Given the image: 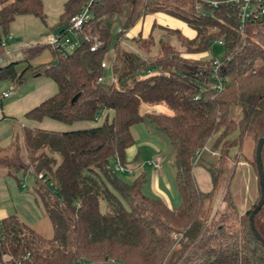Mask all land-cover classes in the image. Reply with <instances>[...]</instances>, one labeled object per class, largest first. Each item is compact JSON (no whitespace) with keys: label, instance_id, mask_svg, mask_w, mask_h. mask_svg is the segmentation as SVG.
<instances>
[{"label":"trees","instance_id":"16d2710c","mask_svg":"<svg viewBox=\"0 0 264 264\" xmlns=\"http://www.w3.org/2000/svg\"><path fill=\"white\" fill-rule=\"evenodd\" d=\"M89 1L67 0L57 25L60 34ZM206 1L221 5L212 8ZM225 2L92 0L78 48L64 55L48 44L23 46L21 59L8 61L15 52L7 49L15 19L31 16L46 24L47 16L43 0H0V82L18 85L42 75L57 86V93L24 120L89 125L66 132L24 126L14 139L11 157L0 158L7 177L17 179L18 173L33 171L35 193L53 229L47 239L16 215L0 220V264H264V205L254 218L263 241L250 223L261 198L260 183L258 199L240 213L229 192L234 167L223 198L225 209L210 213L225 166L231 160L237 164L250 135L255 143L251 165L258 175L256 147L264 138V18L247 22L242 32L238 7ZM157 13L178 18L196 32L190 39L173 31L184 52L163 39L157 45L152 36L128 39L140 21ZM218 39L224 49L220 60L213 52ZM124 41L133 42L137 51L123 47ZM156 45L159 53L150 57ZM47 49L54 61L33 66ZM111 51L115 82L100 84L107 73L102 64ZM216 60L226 84L221 93L213 90ZM143 105H163L173 115H142ZM236 110L239 120L233 117ZM144 123L165 135L175 150L181 200L176 209L145 194V172L131 184L118 175L117 168L128 169L133 163L128 159L136 145L133 128ZM212 139L219 152L216 165L199 158ZM262 163L264 167V146ZM196 166L210 173L212 192L198 188ZM4 256L10 260L4 262Z\"/></svg>","mask_w":264,"mask_h":264},{"label":"rangeland","instance_id":"374dc122","mask_svg":"<svg viewBox=\"0 0 264 264\" xmlns=\"http://www.w3.org/2000/svg\"><path fill=\"white\" fill-rule=\"evenodd\" d=\"M43 2H44L45 14L47 16L46 24H44L38 18L26 16V17L16 18L14 23L11 25L9 35L10 37H12V40L10 41L8 40L7 49L9 50V48L12 47L15 52L8 59V61L11 60L17 61L21 59V53L19 51L21 47L36 45V44H46L47 34L49 33L54 35L60 34V29L57 28V25L60 22V18L64 12V7L67 0H43ZM173 18L181 21L178 18L175 17ZM118 30H119V26L116 25L114 28V32L116 33ZM155 34L157 41H159L160 39L166 41L170 40L171 42L173 41V44L176 47H178L179 50H181L182 52L185 51V49H183L180 46V44L177 42V38L175 36L174 37L172 36L170 38L169 35H167L166 31H156ZM131 43H132L131 47L133 49H130L131 47H129V45H125V47L129 50L137 51L135 47L136 45L133 42ZM152 51H153L152 53H154L153 55H155L156 52L158 53L159 51L158 46H156V49L153 48ZM213 52L219 60L222 59L224 56V49L221 46L214 45ZM112 54L113 51H111L110 55ZM208 57H212V55L210 54ZM53 61H54L53 54L49 49H47L46 51H44L41 57H39L34 62H32V65L45 66L52 63ZM24 68H25L24 64L19 65L17 67V72L20 73ZM39 79L40 78L33 79V77H29L28 79L25 80L23 85L20 86L12 85L9 81H2L0 82V96L3 93L2 91L6 92L10 90L11 89L10 86H13L15 90H18L19 88L24 90L32 85L37 84L38 82L41 83L42 80L47 78L42 77V79L40 80ZM107 83H110V80L107 81ZM240 116L241 113L239 110L234 111L233 117L235 120H239ZM148 125L152 126L151 124ZM140 126H141L140 127L141 132L143 134L142 139L143 137L147 138L148 134L144 131L146 125L142 124ZM12 127L14 129V132L19 131V125L15 120H7L5 123L0 125V135L2 133L5 135L6 132L12 131ZM160 136H162V138H164L166 142H168L167 145L164 146V144H162V142L159 141L160 142L159 146L160 145L164 146L163 148L164 150L163 157L165 160L164 165L165 167H168L173 162L175 151L168 138L162 134ZM234 136H237V133ZM19 145L21 146V141H19ZM254 148H255V143L253 142L252 135H250L246 138L243 154H242L243 156L241 157L240 155L241 164L239 166V169L236 171L235 176H233L234 178L232 179V183H231L232 185L229 190V192L234 198L235 204L240 213H244L248 211L247 210L249 209L248 207H251L250 201L253 198V196L251 195L254 192V182L252 181L254 172L250 168L242 167L241 165L244 160V157L246 156L248 157L250 155L249 152L251 150L254 152ZM139 149L141 150L142 155L139 156V159L136 162V164L133 165L134 164L133 163L131 166V171L133 172V174H123L118 172V175L129 184L133 183L135 178L138 177V175L141 173V171H138L140 169V165L141 167H143V165H147L146 160L148 158L147 152L149 151V148L147 146H143ZM21 151L24 156L25 153L22 146H21ZM236 153L237 150L236 151L234 150L232 156H235ZM11 155L8 156V158L11 157ZM199 168L200 167H196L194 172L198 188L200 189V191H210L213 187V183H210L211 184L210 188H205L203 186V182L200 181V177L201 178L202 176L205 177V175L198 176V172L200 170ZM232 168L233 167L231 162H228V164L225 166V174L221 179L219 189L215 194L213 200V204L212 206H210V213L212 214H215L218 211H223L225 209V203L223 198L227 193V186L229 184L228 180L230 178ZM206 177L210 178V173L209 174L206 173ZM5 183H7L8 187H6ZM35 183H36V177L33 171L26 173H18L17 179L7 177L4 180H0V208L7 210L9 215H16L22 222L33 227L37 232L42 234L47 239H50L53 236L52 225L42 205L40 204V200L38 196L35 193ZM173 190L177 192L175 181H173ZM145 194L152 197L150 193L149 185L145 189ZM124 204L125 206H127L125 202ZM104 209H105V205H104Z\"/></svg>","mask_w":264,"mask_h":264},{"label":"crops","instance_id":"0c3cea01","mask_svg":"<svg viewBox=\"0 0 264 264\" xmlns=\"http://www.w3.org/2000/svg\"><path fill=\"white\" fill-rule=\"evenodd\" d=\"M22 17H26V16H22ZM174 30L181 31L186 37L190 39H194L196 37V32L192 30L187 24L183 23L182 21L176 20L171 16L162 14V13H157V14L150 15L144 18L128 33L127 37L128 39L132 40L141 35L144 38H148L149 36H152L158 45L159 41L162 39H160L159 41L156 40V34H155L156 31H166L167 35H169V37L171 38L172 36L173 37L175 36V34L173 33ZM167 41H169L178 51L182 52L181 50H179L178 47H176L173 44V41L172 42L170 40H167ZM125 45H129V47H131L132 43L130 41H124L123 47H125ZM156 46L154 47L155 49H156ZM130 49H133V48L131 47ZM8 51H14V49L10 47ZM158 53L156 52L155 55H153L154 53H151L150 57H155L158 55ZM110 54L106 58V62L108 63H111L114 58V53L112 55ZM209 55L210 54H206L204 56L205 58H207ZM35 67H38V66H35ZM106 71L108 73V76L106 73V77L104 78V80L106 82L110 80L109 84H111L113 83V77H114L113 72L110 69H107ZM42 77L44 76L40 75L38 77H33V79H38V78L42 79ZM23 83L18 84V86L23 85ZM10 87H11L10 90L14 91L12 95H10L7 98H1L0 96V125L5 123L7 120H15L19 125V131L14 132V129L12 127V131L6 132L5 135L3 133L0 135V158H5L11 155V153L13 152L14 139L19 133L22 132V128L24 126H30L33 128H40V129L54 131V132H66V131H71V130L85 129L89 127L88 124H81V123L75 124L74 126L69 127L67 125L54 122L48 119L44 120L41 123H35V124L26 122L24 120V115L26 113H28L30 110L40 105L45 100L53 97L57 93V86L52 81L44 79L41 81V83L38 82L37 84L32 85L29 88H26L24 90H22L21 88H19L18 90H15L13 86H10ZM2 92L4 93V91ZM158 113L173 115V113L170 112L163 105H157L153 107L143 105L141 108L142 115L158 114ZM101 123H102V120L99 119L98 125H100ZM144 124L146 125L145 126L146 128L144 131L148 134V137L147 138L143 137L144 140L142 139L143 134L141 132L140 125L133 128V135L136 140V145L129 150L128 159L134 163V164L132 163L133 165H135L139 159V156L142 155L141 150L139 148L143 146H147L149 148V151L147 152L148 158L146 160L147 165H143V167H141L140 165V169L138 171H141V173L145 172L147 174L149 181L147 182L146 188L149 185L151 196L153 198H158V199L163 200L171 209H176L180 205L181 200H180V196L178 197V194H179L178 190L177 192L173 190V181H176V169L174 166L175 156L170 166L165 167L164 165L165 160L163 157V153H164L163 148L164 146L167 145L168 142H166V140L162 138V136H160L161 134L157 130H155L153 126H150L146 123ZM159 141L162 142L164 146L162 145L159 146L160 144ZM215 142H216V139L215 140L212 139L210 143L208 144V146L200 153L199 158L201 162L205 164H209V165H216L218 163L219 152L213 149ZM249 154L250 155L248 157L247 156L244 157V160L241 166L248 167L254 172L253 180H252L254 182V192L252 191L253 193L251 196H253V198L250 201V204H251L250 206H252L256 202L259 196V178H258V175L255 169L251 165V161H252L251 156L253 157V151L251 150ZM156 157H160L162 160V168L160 170H155L152 166V161ZM229 162L232 163L233 168L235 167L234 175H233L235 176V173L239 169V166L241 164L240 159L237 161V164H235V161L233 160ZM132 164L128 166L129 170H131ZM196 167H200L198 176L205 175V177L203 176L202 178L200 177V181L203 182V186L205 188H210V185H211L210 183H213L211 175H210V178H207L206 173L209 174V172L203 166H196ZM195 168H194V172H195ZM30 171L31 170H28V172ZM194 176H195V173H194ZM5 178H7V176L5 175L4 171L0 170V180H4ZM9 178H14V177H9ZM231 183H232V180H231ZM5 185L6 187H8L7 183H5ZM175 185H176V182H175ZM231 185L232 184H230V187ZM212 190H213V187L210 191H201V192L210 193L212 192ZM248 208L250 209L251 207H248ZM8 216H10L8 211L3 208H0V220Z\"/></svg>","mask_w":264,"mask_h":264},{"label":"built area","instance_id":"2783aa9c","mask_svg":"<svg viewBox=\"0 0 264 264\" xmlns=\"http://www.w3.org/2000/svg\"><path fill=\"white\" fill-rule=\"evenodd\" d=\"M92 0H90L87 3V6L85 9L78 15L71 18L70 25L68 26L65 34H50L47 36V43L49 46H51L54 50H57L60 53H65L67 51L74 50L80 46V37L82 34V30L84 29L85 24L90 20L91 18V12H90V4ZM226 4L230 6H237L239 9V20H240V30L243 32L244 26L247 22H257L264 18V0H226ZM205 4H207L209 7L217 8L219 5H221V2L219 1H206ZM202 5L197 6V10H201ZM10 39V37H8ZM86 41L89 40L88 37L84 38ZM6 42H2V46H5ZM215 45L222 46L223 41L221 39H218L215 41ZM99 44H95L91 51L95 52L98 49ZM221 66V62L219 60L215 61V68H214V74L212 76V80L214 81L213 90L216 93H221L225 90L226 84L225 79L222 78L219 75V68ZM102 67L104 69H110L112 71V65L108 62H103ZM153 75V73H150L149 76ZM104 79L101 78L99 80L100 84H103ZM113 82H115V76L113 77ZM13 90H9L8 92H4L1 94V98H7L10 95L13 94ZM199 100V97H195L194 101ZM200 156V155H199ZM152 166L155 170H160L162 168V160L160 157H156L152 161ZM122 173H129L133 174V172L129 169H125L122 167L117 168ZM1 228H0V239H1ZM4 262H8L10 260L9 257L4 256L3 257Z\"/></svg>","mask_w":264,"mask_h":264},{"label":"water","instance_id":"95a60500","mask_svg":"<svg viewBox=\"0 0 264 264\" xmlns=\"http://www.w3.org/2000/svg\"><path fill=\"white\" fill-rule=\"evenodd\" d=\"M263 146H264V138H262L258 141L257 147H256V161H257V167H258L259 183H260V187H261V198H260V201L258 203V206L256 207V209L253 211V213L250 216V223H251L252 231H253L254 235L259 240H262V238L255 228L254 218H255V215L261 210V208L264 205V167H263V163H262Z\"/></svg>","mask_w":264,"mask_h":264}]
</instances>
